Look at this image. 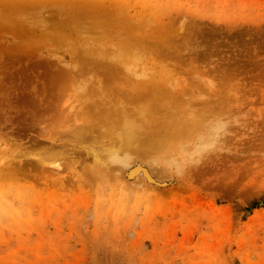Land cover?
Returning <instances> with one entry per match:
<instances>
[{
	"label": "rangeland",
	"instance_id": "rangeland-1",
	"mask_svg": "<svg viewBox=\"0 0 264 264\" xmlns=\"http://www.w3.org/2000/svg\"><path fill=\"white\" fill-rule=\"evenodd\" d=\"M0 264H264V0H0Z\"/></svg>",
	"mask_w": 264,
	"mask_h": 264
},
{
	"label": "bare ground",
	"instance_id": "bare-ground-1",
	"mask_svg": "<svg viewBox=\"0 0 264 264\" xmlns=\"http://www.w3.org/2000/svg\"><path fill=\"white\" fill-rule=\"evenodd\" d=\"M61 29H63V28H61ZM96 29H97V28H96ZM63 30H64V29H63ZM63 30H62V31H63ZM65 30H66V29H65ZM89 30H90V28H89ZM89 30H87V31H89ZM94 30H95V29H94ZM67 31H68V30H67ZM82 32H83V31H82ZM66 34H67V33H66ZM66 34H65V35H66ZM61 35H62V34H61ZM67 35H68V34H67ZM67 35H66V37H67ZM70 35H73V36L76 35L75 38L78 37L77 34L73 33V31H72V33H71ZM70 35H69V36H70ZM56 36H57V35H56ZM62 36H63V35H62ZM73 36H71V37L73 38ZM79 36L81 37L80 34H79ZM63 37H64V36H63ZM63 37H61V38H63ZM71 37H70V38H71ZM84 37H86V35H85ZM81 38H82V37H81ZM81 38H80V39H81ZM73 39H74V38H73ZM73 39H72V40H73ZM77 39H79V38H77ZM66 40H67V39H66ZM75 40H76V39H75ZM117 110H118V109H117ZM134 132H135V131H134V127H131L130 129H127V131H126L123 135H125V137L128 139V138H131V136L133 135ZM134 134H135V133H134ZM131 139H132V138H131ZM124 140H125V139H124ZM127 141H128V140H127ZM140 167H141V166H140ZM140 167H138L136 170H139ZM133 173H134V172H133ZM136 173H137V172H136ZM131 174H132V173H131ZM147 175H148V172H147ZM148 179H149V178H148Z\"/></svg>",
	"mask_w": 264,
	"mask_h": 264
},
{
	"label": "trees",
	"instance_id": "trees-1",
	"mask_svg": "<svg viewBox=\"0 0 264 264\" xmlns=\"http://www.w3.org/2000/svg\"><path fill=\"white\" fill-rule=\"evenodd\" d=\"M256 207H258L257 203H256L255 205H253L251 208H249V210H250V209H254V208H256Z\"/></svg>",
	"mask_w": 264,
	"mask_h": 264
}]
</instances>
